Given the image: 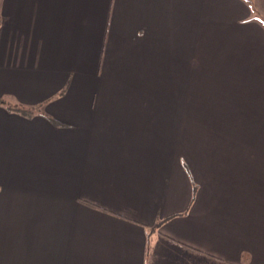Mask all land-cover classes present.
<instances>
[{
    "label": "crops",
    "instance_id": "1",
    "mask_svg": "<svg viewBox=\"0 0 264 264\" xmlns=\"http://www.w3.org/2000/svg\"><path fill=\"white\" fill-rule=\"evenodd\" d=\"M264 0H0V264H264Z\"/></svg>",
    "mask_w": 264,
    "mask_h": 264
},
{
    "label": "rangeland",
    "instance_id": "2",
    "mask_svg": "<svg viewBox=\"0 0 264 264\" xmlns=\"http://www.w3.org/2000/svg\"><path fill=\"white\" fill-rule=\"evenodd\" d=\"M263 21H264V18H263Z\"/></svg>",
    "mask_w": 264,
    "mask_h": 264
}]
</instances>
